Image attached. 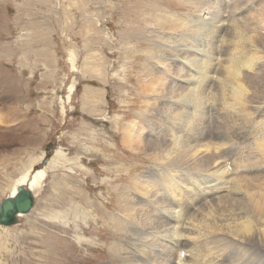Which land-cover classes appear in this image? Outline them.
<instances>
[{
    "label": "rangeland",
    "instance_id": "rangeland-1",
    "mask_svg": "<svg viewBox=\"0 0 264 264\" xmlns=\"http://www.w3.org/2000/svg\"><path fill=\"white\" fill-rule=\"evenodd\" d=\"M180 1L0 0V200L24 171L46 172L32 208L0 225V264H114L116 191L148 167L123 132L140 126L156 42L183 39L157 23L187 11ZM222 2L262 22L250 16L264 0Z\"/></svg>",
    "mask_w": 264,
    "mask_h": 264
},
{
    "label": "bare ground",
    "instance_id": "bare-ground-1",
    "mask_svg": "<svg viewBox=\"0 0 264 264\" xmlns=\"http://www.w3.org/2000/svg\"><path fill=\"white\" fill-rule=\"evenodd\" d=\"M222 1L183 0L179 17L158 18L183 39L161 38L142 67L140 126L122 137L148 167L116 191L114 264H264V8L251 27ZM33 170L10 195L37 193L46 172Z\"/></svg>",
    "mask_w": 264,
    "mask_h": 264
},
{
    "label": "water",
    "instance_id": "water-1",
    "mask_svg": "<svg viewBox=\"0 0 264 264\" xmlns=\"http://www.w3.org/2000/svg\"><path fill=\"white\" fill-rule=\"evenodd\" d=\"M34 204V194L30 189L18 186L13 195L0 200V225L14 224L19 214L27 213Z\"/></svg>",
    "mask_w": 264,
    "mask_h": 264
}]
</instances>
